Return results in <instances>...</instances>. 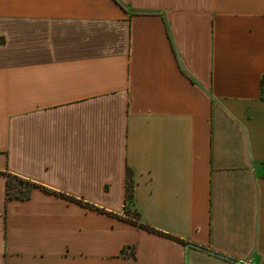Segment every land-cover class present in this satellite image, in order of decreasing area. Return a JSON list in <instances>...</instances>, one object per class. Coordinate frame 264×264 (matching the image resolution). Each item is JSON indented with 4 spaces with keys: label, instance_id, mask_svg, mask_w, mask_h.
I'll return each instance as SVG.
<instances>
[{
    "label": "crops",
    "instance_id": "obj_1",
    "mask_svg": "<svg viewBox=\"0 0 264 264\" xmlns=\"http://www.w3.org/2000/svg\"><path fill=\"white\" fill-rule=\"evenodd\" d=\"M263 76L264 0H0V264H264Z\"/></svg>",
    "mask_w": 264,
    "mask_h": 264
},
{
    "label": "trees",
    "instance_id": "obj_2",
    "mask_svg": "<svg viewBox=\"0 0 264 264\" xmlns=\"http://www.w3.org/2000/svg\"><path fill=\"white\" fill-rule=\"evenodd\" d=\"M261 86H262V96L264 98V76L262 77V80H261ZM6 175H7V197L9 199H14V198L25 199L30 195L31 190L34 187L40 186L38 183L34 182L33 180L22 177L18 174L6 173ZM133 189H134V183H133L132 169L129 168L127 170V193H126L127 204L125 205L123 215H120V217L122 219L126 220L127 222H130L132 224L137 225L138 227L148 229L152 232H156V233H159V234L164 235L166 237H169L171 239H175L181 243H185V240H183L177 236H174L170 233L159 230V229H157V228H155V227H153V226H151V225H149V224H147L141 220L140 213L136 209H134L132 206ZM48 190H50V189H48ZM64 196L71 198L75 201H78L80 203H83L85 205L91 206V207H93V208H95L101 212H106L109 214H115L113 212L107 211L104 208L92 205V204L85 202L83 200L73 198V197L68 196V195H64ZM123 253H125V254L129 253L127 247L123 248ZM130 253L135 255V246L131 247Z\"/></svg>",
    "mask_w": 264,
    "mask_h": 264
}]
</instances>
